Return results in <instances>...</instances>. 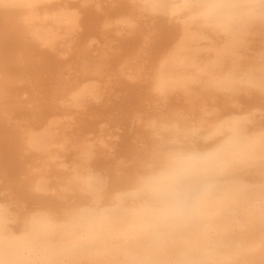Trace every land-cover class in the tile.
Returning a JSON list of instances; mask_svg holds the SVG:
<instances>
[{"label":"bare ground","instance_id":"obj_1","mask_svg":"<svg viewBox=\"0 0 264 264\" xmlns=\"http://www.w3.org/2000/svg\"><path fill=\"white\" fill-rule=\"evenodd\" d=\"M0 264H264V0H0Z\"/></svg>","mask_w":264,"mask_h":264},{"label":"clouds","instance_id":"obj_2","mask_svg":"<svg viewBox=\"0 0 264 264\" xmlns=\"http://www.w3.org/2000/svg\"><path fill=\"white\" fill-rule=\"evenodd\" d=\"M212 164H213V161L211 160V158H207L202 161V165L209 169L211 168ZM153 179L154 181L159 182V178H153Z\"/></svg>","mask_w":264,"mask_h":264}]
</instances>
